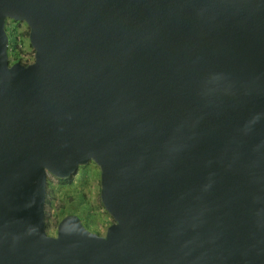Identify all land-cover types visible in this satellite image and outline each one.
<instances>
[{"label": "water", "instance_id": "1", "mask_svg": "<svg viewBox=\"0 0 264 264\" xmlns=\"http://www.w3.org/2000/svg\"><path fill=\"white\" fill-rule=\"evenodd\" d=\"M91 163L113 223L48 235ZM0 264H264V0H0Z\"/></svg>", "mask_w": 264, "mask_h": 264}, {"label": "rangeland", "instance_id": "2", "mask_svg": "<svg viewBox=\"0 0 264 264\" xmlns=\"http://www.w3.org/2000/svg\"><path fill=\"white\" fill-rule=\"evenodd\" d=\"M8 25L11 22L8 21ZM18 27L22 34L19 51L23 63L34 62V52L29 41V28L24 24ZM100 170L91 163L80 167L78 172L69 180H59L48 176V196L52 204H46V223L49 235H56L62 215L59 210L65 209L64 215H78L84 226L93 232L105 234L113 219L104 209L101 198ZM65 217V216H64Z\"/></svg>", "mask_w": 264, "mask_h": 264}, {"label": "trees", "instance_id": "3", "mask_svg": "<svg viewBox=\"0 0 264 264\" xmlns=\"http://www.w3.org/2000/svg\"><path fill=\"white\" fill-rule=\"evenodd\" d=\"M24 24L25 26H27L25 23H21V22H15V21H11V25H6V30L8 33V37H9V57H10V63L13 64L15 62H21L22 58L20 57L21 52L19 51L20 49V44L23 41L22 40V34H20L18 27L19 25ZM29 35V34H28ZM20 53V54H19ZM25 64V63H23ZM52 204L50 200H47V204ZM60 214L62 215L61 218H63L64 213H65V209H61L59 210Z\"/></svg>", "mask_w": 264, "mask_h": 264}, {"label": "clouds", "instance_id": "4", "mask_svg": "<svg viewBox=\"0 0 264 264\" xmlns=\"http://www.w3.org/2000/svg\"><path fill=\"white\" fill-rule=\"evenodd\" d=\"M29 36V35H28ZM33 49V48H32ZM33 52H34V50H33ZM34 54V53H33ZM28 64H30V63H27V64H25V65H28ZM101 174V173H100ZM74 177V176H73ZM71 179V178H70ZM69 180V179H68ZM63 181V180H62ZM65 181V180H64ZM100 181H101V176H100ZM100 185H101V183H100ZM101 193V192H100ZM48 196V195H47ZM46 204H47V201H46ZM104 207V206H103ZM105 209V208H104ZM71 215V214H70ZM75 215V214H74ZM67 216V215H66ZM113 223V222H112ZM108 229V228H107ZM47 230H48V228H47ZM48 233V232H47ZM49 235V234H48ZM50 236H52V235H50ZM55 236V235H54Z\"/></svg>", "mask_w": 264, "mask_h": 264}, {"label": "flooded vegetation", "instance_id": "5", "mask_svg": "<svg viewBox=\"0 0 264 264\" xmlns=\"http://www.w3.org/2000/svg\"><path fill=\"white\" fill-rule=\"evenodd\" d=\"M11 22V21H10ZM47 232H48V230H47ZM98 234H100V235H104L103 233H98ZM52 236H54V235H52Z\"/></svg>", "mask_w": 264, "mask_h": 264}]
</instances>
